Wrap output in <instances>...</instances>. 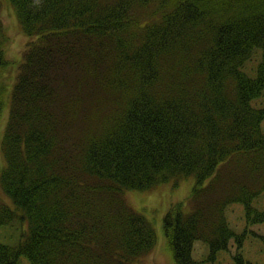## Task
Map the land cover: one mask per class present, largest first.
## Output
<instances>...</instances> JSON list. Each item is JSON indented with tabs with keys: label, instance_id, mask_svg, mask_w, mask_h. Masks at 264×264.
<instances>
[{
	"label": "trees",
	"instance_id": "16d2710c",
	"mask_svg": "<svg viewBox=\"0 0 264 264\" xmlns=\"http://www.w3.org/2000/svg\"><path fill=\"white\" fill-rule=\"evenodd\" d=\"M3 2L27 40L14 58ZM0 69L17 70L0 225L23 224L0 264H140L156 236L125 195L188 177L162 221L174 264L203 263L196 241L251 264L226 211L264 224V0H0Z\"/></svg>",
	"mask_w": 264,
	"mask_h": 264
},
{
	"label": "rangeland",
	"instance_id": "374dc122",
	"mask_svg": "<svg viewBox=\"0 0 264 264\" xmlns=\"http://www.w3.org/2000/svg\"><path fill=\"white\" fill-rule=\"evenodd\" d=\"M2 20L5 25L10 41L6 47V55L9 58L19 56V52L26 45L27 40L23 38L19 30L17 29L16 21L12 15L10 9L7 7V3L2 4ZM254 61L246 64V70H250L252 65L257 60V56L254 55ZM17 70L3 71L0 69V81L5 84H11ZM264 103V95L262 97V104ZM255 106L259 103L254 102ZM5 110L0 118V169L4 166V158L1 151L2 134L6 123ZM263 130V123H262ZM230 166H224L220 169V173H227ZM193 178H183L178 182L177 186H174L172 182L162 184L151 191L128 192L125 195L126 200L130 205L141 213L151 224L155 236L156 246L153 251L146 257L140 259V264H174L172 255L167 249L165 239L163 236V217L165 213L176 203L185 202L190 196ZM225 183L222 179L217 183L218 186ZM0 197L5 199L3 192L0 188ZM257 205L264 208V191L256 199ZM190 206V204H189ZM230 221L231 227L236 232L246 231L245 239L241 247V253L243 258L251 264H264V224L246 225L243 208L241 204L231 205L226 211ZM23 224L16 223L13 226H1L0 225V244L14 245L21 238V232ZM236 247L234 241H231L227 250L219 251L214 260L204 261L208 254L209 248L206 244L196 241L193 246V258L197 261H203L199 264H235L233 256L235 255ZM18 264H29L28 260L21 256Z\"/></svg>",
	"mask_w": 264,
	"mask_h": 264
}]
</instances>
